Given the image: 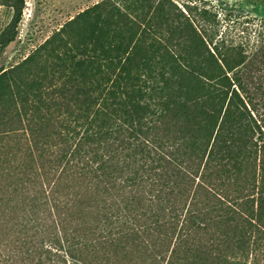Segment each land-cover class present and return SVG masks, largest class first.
Segmentation results:
<instances>
[{
    "label": "trees",
    "instance_id": "obj_1",
    "mask_svg": "<svg viewBox=\"0 0 264 264\" xmlns=\"http://www.w3.org/2000/svg\"><path fill=\"white\" fill-rule=\"evenodd\" d=\"M218 23L102 0L0 70V264H264V39Z\"/></svg>",
    "mask_w": 264,
    "mask_h": 264
},
{
    "label": "rangeland",
    "instance_id": "obj_2",
    "mask_svg": "<svg viewBox=\"0 0 264 264\" xmlns=\"http://www.w3.org/2000/svg\"><path fill=\"white\" fill-rule=\"evenodd\" d=\"M102 0H23L17 23V39L0 49V70L20 61L54 31L81 11ZM184 5L205 8L216 14L217 33L232 45L258 44L264 39V0H173ZM3 0H0L2 4ZM12 12L0 5V30L10 21Z\"/></svg>",
    "mask_w": 264,
    "mask_h": 264
}]
</instances>
